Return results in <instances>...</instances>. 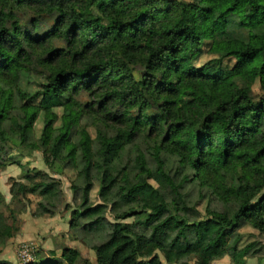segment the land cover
<instances>
[{"label": "trees", "instance_id": "16d2710c", "mask_svg": "<svg viewBox=\"0 0 264 264\" xmlns=\"http://www.w3.org/2000/svg\"><path fill=\"white\" fill-rule=\"evenodd\" d=\"M196 9L174 0H0V159L9 144H51L44 161L76 170L69 225L96 264H211L225 255L246 264L240 229L264 233V0H205L204 25H173L177 12ZM215 10L232 38L213 39ZM204 55L212 58L200 62ZM227 58L234 62L223 66ZM32 77L43 82L27 90ZM247 149L256 158L239 154ZM238 162L255 184L235 177L223 190ZM104 177L93 202V182ZM59 191L40 181L26 192L52 211ZM11 233L0 214V240ZM79 258L64 246L59 258L26 264Z\"/></svg>", "mask_w": 264, "mask_h": 264}, {"label": "rangeland", "instance_id": "374dc122", "mask_svg": "<svg viewBox=\"0 0 264 264\" xmlns=\"http://www.w3.org/2000/svg\"><path fill=\"white\" fill-rule=\"evenodd\" d=\"M176 2L192 3L197 9L195 11H185L178 13L172 18L174 26L188 25L195 27L204 25L206 18L201 10L205 0H174ZM23 18L29 17V14H22ZM208 21L214 27L213 39L223 41L233 37L229 29H224L219 18V11L215 10L209 16ZM51 24V18L46 16L41 20V27L47 28ZM59 44V42H56ZM212 58L211 55H204L200 62ZM3 60L0 59V62ZM234 59L227 58L223 66H230ZM137 76V72L135 73ZM43 82L42 79L29 78L22 81V86L27 90L37 88ZM254 94L257 98L261 96L258 83L253 86ZM82 101L87 100V96H79ZM59 112V111H57ZM41 116L34 125V137L37 139L41 129ZM92 132V128H90ZM8 157L0 159V214L3 219L12 227V233L5 240H0V259H6L11 264H26L30 261L47 259L50 257L59 258L60 249L64 246L77 248L81 253V258L74 264H96L95 253L92 249L83 245L79 239L78 230L70 227L69 221L71 210L77 207L80 198L79 193L74 199L70 185L73 182L78 183L76 170L63 167L58 161H52L47 164L44 157L50 154L52 146L49 144L47 150L41 149H17L12 144L7 145ZM246 155L249 159L256 158L255 152L251 149L239 152ZM173 158H177L172 155ZM16 159L20 163H11V159ZM235 177L243 178L251 184H255L247 174H245L241 163H234L230 171L223 179L221 187L223 190H233V179ZM109 177L101 180H95L90 190L89 197L91 201H97V189L100 183H107ZM51 183L53 187L60 191L59 205L52 211L38 206L39 196L27 193V186L37 182ZM196 190V188H195ZM216 208H220L218 201H212ZM198 209L203 215V204H198ZM112 218L111 215H109ZM125 221H132L128 218ZM240 231L242 238L239 243L241 252L244 254L246 264H264V233L257 229L245 225ZM27 246L30 256L22 258L20 251ZM23 251V250H22ZM21 251V252H22ZM234 255H225L216 259L211 264H233ZM194 260L190 259L189 264ZM66 264V263H63Z\"/></svg>", "mask_w": 264, "mask_h": 264}, {"label": "built area", "instance_id": "2783aa9c", "mask_svg": "<svg viewBox=\"0 0 264 264\" xmlns=\"http://www.w3.org/2000/svg\"><path fill=\"white\" fill-rule=\"evenodd\" d=\"M22 250H21L22 252L20 251V255L22 254L21 255L22 258H27L28 256H30L29 249L27 248V246H25Z\"/></svg>", "mask_w": 264, "mask_h": 264}]
</instances>
